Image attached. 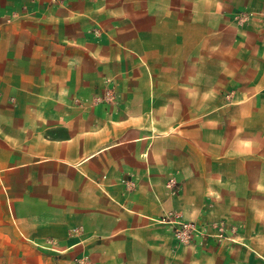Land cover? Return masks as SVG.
Returning a JSON list of instances; mask_svg holds the SVG:
<instances>
[{"label": "crops", "instance_id": "crops-1", "mask_svg": "<svg viewBox=\"0 0 264 264\" xmlns=\"http://www.w3.org/2000/svg\"><path fill=\"white\" fill-rule=\"evenodd\" d=\"M0 264H264V0H0Z\"/></svg>", "mask_w": 264, "mask_h": 264}, {"label": "built area", "instance_id": "built-area-1", "mask_svg": "<svg viewBox=\"0 0 264 264\" xmlns=\"http://www.w3.org/2000/svg\"><path fill=\"white\" fill-rule=\"evenodd\" d=\"M60 0H51L52 3H57ZM168 186H171V181L168 183ZM167 223L173 225L172 233L173 236L183 244H189L193 241V239L197 236L201 238L208 237V231L206 227L198 226L196 223L192 222H184L178 220H168ZM218 232L215 236L219 239H226L227 237L224 235L225 228L223 225L217 226Z\"/></svg>", "mask_w": 264, "mask_h": 264}]
</instances>
